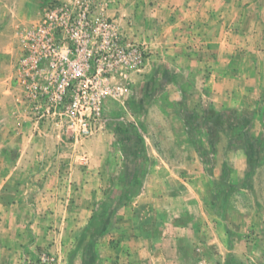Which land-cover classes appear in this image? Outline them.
Returning a JSON list of instances; mask_svg holds the SVG:
<instances>
[{"label": "rangeland", "instance_id": "1", "mask_svg": "<svg viewBox=\"0 0 264 264\" xmlns=\"http://www.w3.org/2000/svg\"><path fill=\"white\" fill-rule=\"evenodd\" d=\"M221 1H212L206 40L200 39L194 23L186 24L179 55H168L150 47L153 35L140 32L133 8L127 15L115 12L120 0H0V58L11 56L13 63L8 79L6 59L1 60L6 74L0 76L4 123L0 127V264H43V258H49L48 264H60L54 250L58 243L49 238L63 233L62 224L48 221L46 185L58 187L59 199L74 200L79 195L80 200L99 205L82 233L73 242L66 240L65 264L173 263L179 257L169 246L173 241L153 249L156 256L153 251L142 256L130 226L114 232L116 215L101 233L105 225L97 214L102 205L124 190H137L127 204L142 192L145 182L152 200L166 199L177 211L182 206L194 209L199 203L207 205L205 214L214 215V220L223 216L224 227L220 218L218 232L224 235V246L212 243L206 262L192 251L187 231L167 230L171 239L185 236L181 255L185 264H264V30L252 25L248 30V23H242L240 37L223 32L217 13ZM84 3L118 26L119 47L141 55L137 68L113 76L100 111L84 112L89 131L67 110L76 94L48 112L51 95H43L42 88L54 84L45 67L34 84L26 75L31 34L48 10ZM262 6L264 0L252 6L258 18H264ZM223 35L230 43L226 49ZM207 40L209 48L204 51ZM249 40L256 46L250 58ZM233 41L239 43L237 49L230 48ZM191 58L196 61L191 63ZM201 59L207 64H200ZM226 64L230 77L211 78L226 72ZM86 97L89 101L92 94ZM13 118L15 125H10ZM115 127L140 139L145 150L142 162L140 157L135 163L127 160ZM55 164L56 176H50L48 168ZM140 172L141 180L131 183L132 174ZM214 225L213 229L208 225L212 242L217 234ZM207 237L208 233L200 243H206Z\"/></svg>", "mask_w": 264, "mask_h": 264}, {"label": "crops", "instance_id": "2", "mask_svg": "<svg viewBox=\"0 0 264 264\" xmlns=\"http://www.w3.org/2000/svg\"><path fill=\"white\" fill-rule=\"evenodd\" d=\"M212 1L213 0H211V2L210 0H120L121 4H118L115 7V12H118L120 15H127L130 14V10L133 8L135 20L136 18L140 19V32H144L146 30L148 32H151L153 35V38L148 40L149 45H151L150 47L153 50L157 51V53L165 52L168 55H179V50L181 49L182 45L179 42L180 36L182 34L184 35L181 30L188 28L186 24H189V26H191L192 23H194V25H192L193 29L200 33V39L206 40V33H208L209 28L207 23L209 22V14L212 7ZM129 3L132 4V6H128ZM220 3L221 7L218 9L217 13L222 16L220 18L221 23L219 26L221 27V30L223 32H229L232 37H234L235 34L240 37V35H242L243 33L241 28L242 23L244 25L248 23V27L251 25L260 26L264 30V18H258L254 12L253 7L256 6V0L249 1V4L241 2L240 0H223ZM262 7L264 10V6ZM262 12L264 13V11ZM204 17L206 18V20L204 19ZM204 24L207 26H205ZM248 30H250V27L248 28ZM171 32L173 34H171ZM151 33L149 35H151ZM222 37L224 38V44H222L224 45V49H226V44L230 45V43H227V36L223 35ZM243 42L244 46H247L245 40ZM249 43V52L246 53L248 58L252 57L251 52H253L256 48L252 41L249 40ZM208 45L209 44L207 40L206 44H204V46L202 47L204 51L209 48ZM238 47L239 43L235 41H233L232 46H230V48L232 49H237ZM189 51V53L191 54V50ZM238 53L239 51L234 52L235 55H237ZM6 54L7 52H2V55ZM8 55H12L11 50L8 51ZM7 57L3 59H6L8 71L5 70L6 65L5 63H1V60L3 59L0 58V76L1 78H4L6 71L9 79L11 77L13 63L12 58H10L11 56ZM188 60L191 63L196 61H194L192 58ZM231 60L232 58L230 59V61ZM205 61L201 59L199 62L200 64H202L206 63ZM228 65L229 64H226L225 66L226 72L220 73L219 75H212L211 78L221 80L224 77H230V75H227L230 70L229 68H227ZM2 112L3 111L0 106V114H2ZM15 122L16 119L13 118L10 125H15ZM3 125L4 123L0 121V127H2ZM48 170H50V176H56L58 166L55 164V166H52V168H48ZM46 187L49 190V193L47 204L45 203L44 205H47L49 208H51V211L48 212V221L54 222L56 224H62L63 230V233L57 234L55 236L52 235L49 239L53 240L54 238L58 243L57 245H55L54 250L57 251L60 264H65L64 258L68 246V244L66 245V240L73 242L76 237H78L82 233L85 225L90 222L94 209H97L99 205L96 204L97 207H95V203L93 202L92 204L90 199L86 202L84 199L80 200L79 195L76 196L77 198H74V200L59 199L57 197V186L52 187L51 185H46ZM71 190L72 187L69 186V191ZM148 190L149 186L147 185V182H145L142 192L138 196L133 197L126 205L121 207L116 212V218L118 221L114 226L116 227L114 229V232L118 233H120L118 229L121 228L123 230L125 229V227L130 226V231H134L136 233L137 245L142 248H139L138 252L141 253L142 256H145L146 253L150 251H153L154 255L156 256L158 254L155 253V248H161L162 246L166 247V241H173V243L169 246H172V248L175 249V252L176 254H179V257L174 259L173 263L171 264H185V262L181 258V255L184 254V240L182 238H184L185 236H176L171 239V236L167 234V230H173L177 233L180 230H182L183 232L187 231L190 235L188 236L189 240L187 242L191 243L193 248L192 251H196L197 256L201 255V257L205 258L204 262H206V257H208V249L212 243H217V247L222 246L223 248L224 235L221 232H218L220 231L218 221L221 217L218 218L216 216V220H214V215L205 214L204 209H207V205L198 203L194 209L182 206L180 208V211H177L176 206H174L173 204L171 205L170 202L168 204L166 202V199H158L157 197L152 200L154 197L148 193ZM68 197L71 196L68 195ZM146 203L149 204L147 205ZM230 207L233 208L232 205H230ZM101 208H103V205ZM125 215L127 216L126 218H128V221L124 218ZM130 216H132L131 219L129 218ZM221 222V227L223 228L225 223V221L223 220V216L221 218ZM69 224L74 225L70 226ZM207 224L212 229L215 227L214 224H216L217 226V234H215L216 241L214 242H212L211 240L212 235L209 236L211 229ZM203 225L204 228L202 227ZM66 229L69 231H65ZM207 233L208 237L206 239V243H200L202 240H204V236ZM117 235L122 237V234ZM235 250H233V252ZM148 254L150 255V253ZM215 258L219 259V255H215ZM220 258H222V256ZM222 259L224 260V258ZM204 262L201 261V263Z\"/></svg>", "mask_w": 264, "mask_h": 264}, {"label": "built area", "instance_id": "3", "mask_svg": "<svg viewBox=\"0 0 264 264\" xmlns=\"http://www.w3.org/2000/svg\"><path fill=\"white\" fill-rule=\"evenodd\" d=\"M84 5H58L48 10L31 34L26 75L34 84L45 67V74L54 84L50 89L42 88L43 95H51L48 112L69 94H76L77 99L67 110L78 116L81 126L89 131L91 124L83 119L84 112H99L103 98L111 92L113 76L123 74V69L137 68L141 55L138 50L119 47L118 26ZM80 84L86 88H80ZM89 93L92 97L88 101ZM49 261L42 259L43 264Z\"/></svg>", "mask_w": 264, "mask_h": 264}, {"label": "trees", "instance_id": "4", "mask_svg": "<svg viewBox=\"0 0 264 264\" xmlns=\"http://www.w3.org/2000/svg\"><path fill=\"white\" fill-rule=\"evenodd\" d=\"M114 130L118 136L119 143L122 145L123 152L127 160L129 161V158H132L134 162L140 157V162H142L143 158H145V150L140 139L133 138L132 135L124 132V130L120 127H115ZM128 143H132L131 148H129ZM139 179L141 180V172L140 175L132 174L130 182L132 183ZM136 191L137 190H133L132 188L124 190V193H122L121 196L112 197L106 204H104L101 211L97 214L99 221L103 220L105 225V227L102 228L101 233L105 232L106 228L111 224L112 218L116 215V212L126 204V202L136 193Z\"/></svg>", "mask_w": 264, "mask_h": 264}]
</instances>
